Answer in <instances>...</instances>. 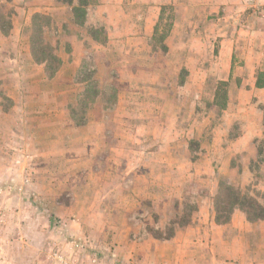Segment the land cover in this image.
<instances>
[{
	"label": "rangeland",
	"instance_id": "374dc122",
	"mask_svg": "<svg viewBox=\"0 0 264 264\" xmlns=\"http://www.w3.org/2000/svg\"><path fill=\"white\" fill-rule=\"evenodd\" d=\"M143 3L0 0V264H172L220 180L264 197V0Z\"/></svg>",
	"mask_w": 264,
	"mask_h": 264
},
{
	"label": "crops",
	"instance_id": "0c3cea01",
	"mask_svg": "<svg viewBox=\"0 0 264 264\" xmlns=\"http://www.w3.org/2000/svg\"><path fill=\"white\" fill-rule=\"evenodd\" d=\"M141 1L144 2L143 6H145V10L150 11L145 13V18H148L159 16L162 4L173 3L177 0ZM151 2H157L159 4L152 5ZM227 2L228 0H200L198 7L203 11V15L208 17L211 4L213 7L217 6L219 9ZM107 7L112 8L113 6L112 4L98 5V12L101 13L102 11L107 10ZM228 44L229 40L228 42L226 41V45ZM251 53L250 59L246 64L249 69L253 71L258 69L261 63H264V58L259 48L257 49L256 54L254 51ZM232 58L233 51L231 52L230 57L227 58L228 60L226 62L229 64L228 74L230 72ZM261 89H264V86L258 87L256 82H254L251 88L252 92H256L255 95H257V91ZM258 129L259 127L246 129V132L239 137V140L243 141V143L244 141L246 143V140L247 142H250V140L259 135ZM203 221L205 222V219H201L200 225L198 222L194 227V230L197 228V232L191 231L187 234V244L180 243L181 238L177 239L175 236H172V238L169 239H164H173L177 243L174 253L171 256L173 260L172 264H264V219L249 221L243 211L236 209L233 211L231 219L227 223H218L213 219L211 223L205 225ZM228 229L231 230L230 234L226 233ZM188 236L193 237L190 239ZM166 246H168V244H157L156 251L158 252V250ZM210 251L214 253L217 262H211V259H209L212 254ZM163 253L164 252H162V254ZM159 256L161 257L160 253L158 254V257ZM164 256L165 255L163 254V258ZM230 256L236 258V262L238 263L229 262L230 260H227V257L230 258ZM222 258H225V260ZM247 258H250V260L247 261Z\"/></svg>",
	"mask_w": 264,
	"mask_h": 264
},
{
	"label": "trees",
	"instance_id": "16d2710c",
	"mask_svg": "<svg viewBox=\"0 0 264 264\" xmlns=\"http://www.w3.org/2000/svg\"><path fill=\"white\" fill-rule=\"evenodd\" d=\"M61 3H66L68 5H73L72 11L74 17L79 23H82L86 16V7L88 5V0H77L78 3L75 4V0H57ZM41 17H46L45 15H37ZM45 49L43 50V52ZM36 61L46 62L47 59L44 57L36 58ZM261 83L258 81L257 85ZM264 151V146L258 147V152L261 154ZM240 209L243 211L249 221H255L259 219H264V197L260 199L259 197L247 193L241 187L235 186L226 179H222L219 182L218 193L215 197V211H216V221L218 223H227L231 219V215L234 210ZM175 232H169L165 237L160 235L162 238H170L174 236Z\"/></svg>",
	"mask_w": 264,
	"mask_h": 264
}]
</instances>
